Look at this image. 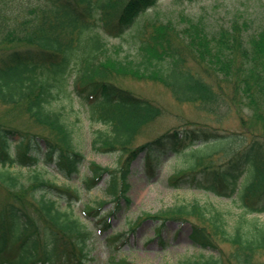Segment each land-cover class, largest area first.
<instances>
[{
  "label": "trees",
  "instance_id": "trees-1",
  "mask_svg": "<svg viewBox=\"0 0 264 264\" xmlns=\"http://www.w3.org/2000/svg\"><path fill=\"white\" fill-rule=\"evenodd\" d=\"M42 1L0 0V103L8 109L0 122V188L11 198L7 195V216L0 219V263L93 264L87 245L93 231L75 213L83 190L90 192L108 176L106 199L97 206L87 203L82 211L109 229L110 216L123 202L131 203L129 178L141 156L144 172L153 178L173 156L212 146L230 155L224 164L200 161L175 172L168 185L240 201L242 220L229 229L222 211L198 202L143 217L159 223V236L168 221L191 223L190 239L207 254L178 264H264V222L248 218L264 212V33L246 41L233 26L217 38L186 15L184 26L160 13L142 22L160 0ZM133 30L137 54L114 56L106 35L123 37ZM73 76L92 120L106 128L99 130L94 147L119 153L117 168L91 162L82 174L87 159L73 149L71 132L52 107ZM127 77L160 83L176 102L218 118L236 113L242 130L193 123L138 143L166 113L118 83ZM50 170L66 180L80 177L82 188L52 181L44 175ZM111 202L112 211L100 217ZM135 224H128L132 233ZM118 264L133 263L125 258Z\"/></svg>",
  "mask_w": 264,
  "mask_h": 264
},
{
  "label": "rangeland",
  "instance_id": "rangeland-1",
  "mask_svg": "<svg viewBox=\"0 0 264 264\" xmlns=\"http://www.w3.org/2000/svg\"><path fill=\"white\" fill-rule=\"evenodd\" d=\"M47 4L48 1H42ZM160 13L162 19H170L180 26H184V16H191L197 21H201L206 30L213 36L220 38L222 31H231L233 26L240 27L242 34L247 41L249 38L264 33V0H161L154 11H150L142 17L144 22L149 17H154ZM109 42L110 52L125 58L126 55L137 54L139 40L137 30L126 33L123 37H110L106 35ZM248 45V43H247ZM74 76L69 79L68 87L60 99L52 105L56 109L71 132L72 146L76 151L81 152L87 162L83 167V175L87 173L86 167L89 163L96 162L107 168H117L122 160L117 152H102L94 147V140L97 138L99 130H105L101 124L92 120L89 108L78 96L73 85ZM118 83L130 89L133 93L151 99L157 105H161L165 110V115L161 119L148 126L140 137L138 143L150 141L160 136L162 133L172 129L180 128L193 123L210 124L223 130L241 132V121L236 113H230L225 117L218 118L215 115L200 111L194 104L178 103L160 83L135 80L131 77L120 79ZM8 109L0 103V122L4 121ZM17 124H22L21 119H16ZM6 121V120H5ZM187 150L182 154L173 156V159L163 165L162 171L153 178H148L144 172V157L141 156L132 165L133 172L130 176V190L128 197L130 205L123 202L120 212L110 216L111 226L105 229L101 220L94 221V217L84 215L82 209L85 204L92 203L95 206L106 199V188L109 180L108 176L103 178L100 185L93 190H83V200L75 206V213L81 215L82 220L87 223L93 231V237L89 245L90 257L93 264H118L122 259L133 264H178L193 258H198L205 250L198 248L191 240V223L168 221L162 230L161 236L157 235L159 223L144 218L145 213L154 214L167 208L181 204L199 203L207 210H220L226 219V226L229 229L241 221V213L244 211L240 206V201L215 196L212 193L191 188H171L168 179L175 172L183 171L195 163L201 161L202 165L212 164L214 166L224 164L230 155L223 153L218 147H206L203 150ZM202 159H199L201 158ZM44 172L45 177L63 185L82 188L81 178L74 177L66 180L55 171ZM24 178H28L31 172L28 169L22 170ZM119 186V185H118ZM6 190L0 188V219L1 215L7 216L5 203H7ZM9 196V195H8ZM9 199L11 200L10 196ZM114 204L108 203L101 209V216H105L112 211ZM257 217L259 222H264V212L261 214L251 213L249 219ZM195 222L196 219L191 218ZM137 230L134 233L128 230V224L134 223ZM247 223L244 221L243 224ZM139 226V227H138ZM123 234L113 242L108 238L114 234ZM125 243V244H124ZM123 245V246H122ZM118 247V249H117ZM2 264V263H0Z\"/></svg>",
  "mask_w": 264,
  "mask_h": 264
}]
</instances>
